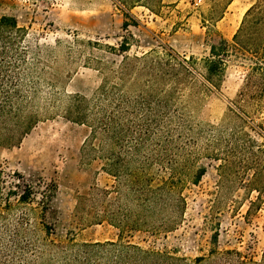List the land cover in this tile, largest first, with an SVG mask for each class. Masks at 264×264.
I'll use <instances>...</instances> for the list:
<instances>
[{"label": "rangeland", "instance_id": "1", "mask_svg": "<svg viewBox=\"0 0 264 264\" xmlns=\"http://www.w3.org/2000/svg\"><path fill=\"white\" fill-rule=\"evenodd\" d=\"M259 13L264 0H0V18L15 19L24 30L29 77L22 89L37 115L24 133L0 126V245L18 229L24 242L51 249L122 240L190 260L225 250L259 260L264 83L259 77L248 82L256 60H244L233 46L239 38L256 50L264 38ZM221 39L230 56L220 74L210 75L205 59ZM145 53L183 63L190 81L179 105L213 131L199 139L196 159L177 182L185 201L181 220L159 233H120L104 216L116 181L100 158L84 150L89 128L68 120L64 105L69 96L92 98L106 71L116 70L125 56ZM33 90L41 98L33 99Z\"/></svg>", "mask_w": 264, "mask_h": 264}, {"label": "trees", "instance_id": "2", "mask_svg": "<svg viewBox=\"0 0 264 264\" xmlns=\"http://www.w3.org/2000/svg\"><path fill=\"white\" fill-rule=\"evenodd\" d=\"M263 22L264 14L259 13L256 23ZM23 37L24 30L15 19L0 18V126L20 133L37 122L29 91L22 89L29 77L23 67ZM237 38L235 34L234 40ZM219 44L211 45L205 59L210 75L220 74L230 56L227 41L221 39ZM256 45L253 51L238 38L233 46L244 60H256L249 67L248 82L259 77L264 83V38ZM109 72L92 98L69 96L64 105L68 120L89 128L84 150L92 158H100L102 169L116 181V196L106 208L105 219L120 233H159L173 228L185 205L177 182L196 159L199 139L205 133L212 134L213 129L206 132L179 105L184 85L190 80L186 67L172 55L125 56L122 64ZM204 79L214 85L212 77ZM30 92L33 99L41 98L39 92ZM153 169L168 173V177L156 179ZM8 242L0 245V264H264V252L259 260L236 250L210 251L207 257L190 260L122 240L51 249L24 242L18 229Z\"/></svg>", "mask_w": 264, "mask_h": 264}]
</instances>
